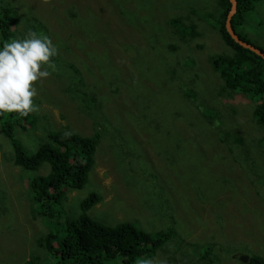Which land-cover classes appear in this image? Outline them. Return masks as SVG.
Returning <instances> with one entry per match:
<instances>
[{
	"label": "rangeland",
	"instance_id": "rangeland-1",
	"mask_svg": "<svg viewBox=\"0 0 264 264\" xmlns=\"http://www.w3.org/2000/svg\"><path fill=\"white\" fill-rule=\"evenodd\" d=\"M79 1L86 2V0ZM121 1L129 7L133 6L132 9H127V13L132 11L134 14L130 16L136 21L155 22V26H162L163 31L174 29L170 27V20L176 17V13L187 14L194 22L209 18L210 26L202 30L201 36L184 45L178 43L175 37L171 40L168 37L166 43H161L159 46L140 39L142 49L152 51L151 54L148 52L141 54L137 59L139 69L146 76V82L142 85L136 84V79L128 73L122 79L116 77L113 72L117 69L104 63V54L100 51L99 58L103 60L102 64L98 63L96 66L99 59H95L90 62L91 69L86 75L81 72L85 80L81 85V97L84 100L101 99L102 95L105 97L104 100H107L109 95L114 93L110 91L114 88V79L122 84L121 90L113 95L117 97L116 100H110V103L104 105L101 110L116 117L113 120L117 126L119 113L125 112L123 114L125 124L123 123L119 128V133L113 134L99 113L89 114L81 110L78 101L74 99L79 96L70 95L66 91L67 78L59 79L50 72V78L35 82L37 94L33 101L37 110L33 112L39 117V122L36 127L30 124H26V128L17 126L15 129L17 140L28 151L34 153L46 140L50 130H72L92 134L98 126L101 131L106 130L104 134L106 143L102 144L97 153V165L93 171L92 179L97 184L83 190L84 194H81L85 195L92 189L101 191L102 188L106 203L98 204L97 208L100 207L92 213L93 216L98 217L96 218L98 221L115 223L121 219L129 220L150 232L167 229L175 222L178 224L180 234L166 244L173 248L172 252L181 262L179 264L199 262L247 264L240 260L241 255L264 256V199L258 196L264 191V186L258 182L260 178L264 180V127H260L261 125L257 127L251 120V110L255 109L252 107V100L243 93L225 91L222 79L206 57L194 64L188 62L186 70L182 67V73L176 66L178 50L183 48V52H189L196 47L199 40L207 43L203 49L196 50V53L204 54L222 49L230 51L215 26L218 23V10L221 9L218 0ZM72 2L74 0H54L56 5L51 6L46 0H23L22 3L19 0H4V3L16 4L19 8L22 5L25 7L28 3V15L32 12L30 16L33 14L39 16L38 12L42 11L40 17L46 21H42L44 31L51 29L52 41H58L55 33L63 38L66 46L64 52L60 51L65 57L73 59V63L78 66L79 60L85 57L92 59L98 50L91 47L101 39L100 35L93 33V28L106 29L104 31L106 39L110 40L107 27L111 18L115 13L123 15L115 7L113 0H91L87 7L85 5L79 7L80 11L77 14L81 18V23L76 24L70 18L74 11ZM167 5L171 7L166 8ZM256 6L255 10L246 14L249 21L240 25L238 29L251 42L264 46V36L260 37L261 32H264L262 25L264 0L257 2ZM143 9L149 10L146 15L140 13ZM199 10L200 13L197 15ZM139 27L143 29L142 22ZM19 28L24 30L21 24ZM40 31L43 33V30ZM146 32L151 33L149 29ZM112 35L118 41L110 40L112 44L113 42L121 44L126 50L131 46L126 35L116 33ZM170 44L179 47L171 50ZM102 49H105V46ZM121 50L114 51L113 60L123 64L127 58H122ZM187 60L189 58H186ZM84 63H87V60ZM67 69L68 66H65L63 69H58V72ZM122 72L124 73V70ZM186 72L184 79L183 74ZM188 86L193 88V93L196 95L184 99L182 94ZM98 90L101 96H98ZM199 102L206 108L215 109L212 110L215 116L211 111L203 113L202 110L205 109ZM9 115V113L0 114V264H25L30 258L28 254L33 251L39 253H34L37 259H34L32 264H56L55 257L50 258L49 253L43 251L45 249L39 245V240L54 230L53 222L45 220L41 214H38L41 209L38 203L34 205L31 192L32 181L40 178L41 175H47L50 169L46 164L32 170L14 163L12 140L5 130ZM33 125L36 124L33 122ZM234 134H241L239 137L243 138L244 143L237 141ZM112 139H116L114 145ZM118 142L119 149L116 148ZM190 147L198 151L194 155L176 154V152H185ZM124 149L129 151L132 149L142 155L141 162L135 165V159L129 163L124 159L125 156L120 157L119 153ZM244 153L250 157L248 159L250 164L246 162ZM166 154L186 159L187 161L183 163L185 165H191L194 161H197L196 164L203 163L200 180L192 181L188 194L198 196L199 191L204 194L203 198L196 197L198 200L191 202L195 209L206 211L203 216L205 223L200 224L198 220L192 219L183 209L180 213L185 215V221L181 222L180 215L178 219L174 218L173 214L164 207L158 209L157 205H153L156 201H146L150 199L151 182H163L167 178L163 172L166 166L160 167V159ZM121 165L132 170L133 182L135 176H138L139 181L134 184L139 195L131 191L129 180L124 176L128 171ZM137 165L147 166V171L138 174V168L132 169ZM168 171L174 178L178 172L171 169ZM89 184L90 179L86 187ZM78 193H70L62 208L57 210L58 214L61 212L62 221L67 215L74 216ZM116 197H121V200L118 199L120 202H116ZM243 197L246 198L247 204L239 201ZM33 211L38 215L37 218L34 217ZM204 227H208V233L212 232L219 237L218 243L221 247V250L218 249L205 258L201 254L205 253L207 244L194 243L193 247H190L188 240L191 232L192 235L204 232ZM179 248H184L187 254L183 255ZM163 251L165 250L158 251L160 258V253ZM68 264L79 263L68 261Z\"/></svg>",
	"mask_w": 264,
	"mask_h": 264
},
{
	"label": "trees",
	"instance_id": "trees-1",
	"mask_svg": "<svg viewBox=\"0 0 264 264\" xmlns=\"http://www.w3.org/2000/svg\"><path fill=\"white\" fill-rule=\"evenodd\" d=\"M23 0H19V2ZM115 6L119 9V12L123 16H113L108 25V30L111 33L121 34L127 33L130 29L138 25L132 16L134 14L127 13V9L133 8L125 4L121 0H113ZM238 10L232 19V26L235 31L240 35V37L248 42H251L246 37H244L238 27L243 25L249 19L246 14L249 11L256 9V3L260 0H237ZM48 5L54 6V0H46ZM220 10L217 14V25L216 29L220 32L222 40H225V44L230 46V51L217 50L212 52L210 56V63L215 71L219 74L222 79L224 90H229L234 93H243L255 103V109L251 120L258 127H264V58L257 54L256 52L243 47L241 44L235 41L231 34L227 31L226 20L229 11L231 10L230 0H218ZM0 46L5 42H10L13 38H22L26 35L29 30L40 33L50 37L51 29L48 28L44 31V21L41 18L42 11L38 12L39 16L28 15V3L25 7L22 5L20 8L16 4L4 3V0H0ZM25 13L27 15H25ZM72 21L76 24L81 23L80 16L73 11L70 17ZM43 21V22H42ZM179 24L178 26L176 24ZM24 26V30L19 28V25ZM170 24L174 29L164 30V35L162 38V43H166L167 38L171 40L175 37L178 43L182 44L183 39L189 42L192 37H198L201 32L195 31L192 33V27H197L195 24L188 25L183 15H177L175 18L170 20ZM264 25V22L262 23ZM106 30V29H105ZM105 30H101L99 27L93 28V33L95 35H100V41L92 45L94 49H98L102 54H104V63L111 65L113 69H117L113 74L122 79L125 73L122 72L124 69L120 63H116L113 60L114 49H122V58H126L128 55V50H126L121 44L113 43V37L106 39L104 33ZM58 41H52L57 48V55L52 58V63L55 65L53 68H47L54 76L59 79L67 78L65 86H67V93L70 95H78L79 98H74L78 101L81 110H102L104 105L110 103V100H116L115 93H118L122 84L119 80L114 79V88H112L113 95H109L107 100H104V95L101 99L96 100L91 98L90 100H84L82 95V83H84V75L91 68L87 64L85 66L87 69L81 65L73 63V59L68 58L60 51L64 52L66 46L64 40L58 33L54 34ZM53 37V35H51ZM264 36V32H261V36ZM259 37V38H260ZM258 38V39H259ZM52 40V39H51ZM117 42V40H116ZM200 47H205L207 41H198ZM256 47H259L264 51V46L252 43ZM105 46V49L102 47ZM179 47V46H176ZM62 53V54H61ZM99 53H94L95 59H99L98 63L103 61L99 58ZM64 56V58L62 57ZM101 56V55H100ZM176 66L181 69H187L189 63H195L197 58L190 57L186 61L187 52H183V48L179 49L177 52ZM63 59V60H62ZM102 64V63H101ZM68 66V69L58 72V69H63ZM102 66V65H101ZM99 67V66H98ZM83 74H82V73ZM187 72L183 74L184 79H186ZM114 76V77H115ZM49 77V76H48ZM50 78V77H49ZM72 80V81H71ZM51 81V79H50ZM90 82V81H89ZM88 83V81H87ZM76 84V87H75ZM141 85V84H139ZM96 86V85H94ZM194 90L191 87L185 88L182 96L192 97L196 94L193 93ZM111 93V92H110ZM98 96H101V92L97 91ZM133 95H137L133 93ZM103 99V100H102ZM184 101V100H180ZM203 105L201 102H199ZM202 110L203 113L208 111L214 112L213 108H206ZM146 110H151V108H146ZM104 118L107 126L111 130L112 122L108 119V116L99 112ZM125 112L119 113L118 118L120 121V127L125 124V119L123 114ZM9 120L6 123L5 130L7 136L12 140L13 147V158L14 163L18 166H23L27 169H38L45 164L49 166V172L47 175H41L40 178H35L31 184V192L33 194V202L38 203L40 206L41 214L45 220L52 221L54 225V230L50 231L44 237L39 240V245L44 248L49 253L51 258L55 257L56 264H68L71 263L79 264H178L179 260L175 256L174 252L167 249L161 254V258L158 256L157 249L163 248L169 240H172L177 232L173 226L162 230H157L155 232L147 231L146 229L139 226L137 223L129 220L118 222L109 221H98L97 216H93L92 213L96 211L97 205L102 202L104 205L106 202L105 194L101 188V191L95 189L90 190L87 194H84L83 190L91 188L97 183L93 181V171L97 165V153L99 148L102 147L103 143H106V138L104 134L106 130L101 131L98 126H96L94 132L91 135H83L78 132H73L72 130H50L47 133V138L44 140L37 148V150L32 153L27 150V148L17 140L15 136V129L17 126L26 128V124H30L36 127L39 118L36 113L30 112L27 116H22L19 113H9ZM215 116V112L212 113ZM33 122L36 125H33ZM127 124V123H126ZM128 125H130L128 123ZM114 134V133H113ZM112 137V136H111ZM113 140V145L116 139ZM243 138L239 137L237 141H242ZM119 142L116 148L119 149ZM198 151L195 148H189L185 152H176L180 156L194 155ZM119 156H125L124 159L133 161L135 159L136 163H140L142 160V155L132 149L129 151L124 149L123 152L119 153ZM119 156L118 159H119ZM244 157L247 163L250 157ZM187 160L172 154H166L160 159V167L166 166L163 169L164 176L167 177L163 182L152 181L149 186V198L146 201L154 202L153 205H157L158 209L168 208L177 202L182 208L192 207V218L198 220L200 224L205 223L204 209H195L192 206V202L197 201L196 197L204 196V194L199 191L198 196H193L191 193L188 194L189 186L194 180H200L199 175L201 174L203 163L196 164L194 161L191 165L183 164ZM250 164V163H249ZM122 166V165H121ZM212 166V165H209ZM147 166L141 167L140 165L132 167L138 168V174H142L147 171ZM252 166L250 165V168ZM122 168L128 172L124 174L128 181V185L132 188V192L135 195H139L138 190L134 182L139 181L138 176L132 180V170H129L122 166ZM168 169L176 172V177L169 174ZM131 173V174H130ZM204 177H207L203 174ZM258 177V176H257ZM90 179L89 186L86 187ZM131 181V182H130ZM258 182L264 186V180L260 178ZM86 187V188H85ZM72 192H79L76 196L77 207L74 212V216H68L64 221L60 218L61 212L57 213V210L65 203L69 198V194ZM259 197L264 199V191L258 194ZM248 198V196H247ZM121 197H116V202H120ZM145 201L144 196L142 198ZM211 199V198H210ZM212 200V199H211ZM192 201V202H191ZM240 202L247 204L246 198H240ZM223 205V203H222ZM59 206V207H57ZM34 217L37 218L36 212L33 211ZM97 214V213H96ZM62 221V222H61ZM208 227H204V236L202 241L207 244L205 248V253L201 254L203 258L210 255L212 252L217 251L220 248V243H218L219 237L214 233H208ZM171 247V246H170ZM172 248V247H171ZM173 249V248H172ZM34 253H39L38 251H33L28 254L30 258L25 264H32L34 259ZM237 257V255H235ZM250 261L247 264H264V256L253 255L250 256Z\"/></svg>",
	"mask_w": 264,
	"mask_h": 264
},
{
	"label": "clouds",
	"instance_id": "clouds-1",
	"mask_svg": "<svg viewBox=\"0 0 264 264\" xmlns=\"http://www.w3.org/2000/svg\"><path fill=\"white\" fill-rule=\"evenodd\" d=\"M89 1L91 0H86V2L80 3L79 0H74V2H72V5L75 14L80 11L79 7H81V5H85L87 7ZM169 7H171V5H167L166 8ZM172 7L174 8V6ZM148 11H149L148 9H143V11H141L140 13L142 15H146ZM199 13L200 10L197 12V15H199ZM177 15H183L188 25L195 24L197 26L191 28L193 34L195 31L201 32L202 34V30L205 29V27L210 26L209 18L200 19L198 22H194L191 19V17H189L187 14L176 13V16ZM113 16H118V14L115 13ZM203 20H206V22H202ZM140 22H142L143 29L139 27ZM176 25L178 26L179 24L177 23ZM147 29L151 31L150 34L146 32ZM108 33H110L109 38H112L113 37L112 33L111 32ZM121 34L126 35L129 38V41L131 42V46L127 47L128 50V55L126 57L127 61L121 64L122 67L124 68L123 69L124 73L131 74L136 79L137 81L136 84L142 85V83L146 82L145 80L146 76L139 69L137 64V59L138 56H140L141 54H146L147 52L151 54L152 51L143 50L142 45L140 44L139 41L140 39H145L150 44H156L157 46H159L162 43V38L164 35L162 26H155V22L138 20V25L136 27L130 29L127 33L123 32ZM195 38L197 37H192L191 40ZM116 40L117 39L113 37V41L116 42ZM187 43L188 42L185 39H183L182 45ZM225 45L228 47V49L230 48L229 45L227 44ZM169 47L171 50H176V46L174 44H170ZM203 48L204 47L199 46V43L197 41L196 47L192 48L189 52H187L186 58H190V57L197 58L196 62H199L200 59L203 60L206 57L208 58V61L210 63V56L213 55L212 52H207L204 54L196 53V50H201ZM115 50H121V49H114V51ZM97 52L99 53V50H97ZM56 55H57V48L55 44L52 42L51 38L45 34L37 33L32 30H29L24 37L13 38L11 39L10 42H5L3 43L2 46H0V114L15 112V113H19L22 116H27L30 112L37 110V106L34 104L33 101L34 96L37 94L35 82H38L43 78H47L51 74L47 68L54 69L55 65L52 63V58L55 57ZM122 55H123V51L121 50V56ZM86 60L87 63H84ZM93 60H95L94 56H92V59L85 57L79 60L78 64L84 67L85 69H87L85 64H87L89 68H91L90 62ZM45 66H47V68ZM201 67L204 68V65L201 64ZM252 107H255L254 102H252ZM84 111L89 114H93V112L98 113V111L101 112V110H84ZM253 112L254 110H251L252 115ZM103 114L107 115L108 119L112 122L111 132L119 133L120 121L118 123L119 125L117 126L114 124L115 120H113V118L115 119L116 117L111 116L109 113H103ZM83 135H91V134H83ZM240 135L241 134H234L235 139L237 140V138ZM239 142L241 144L244 143L243 140ZM165 209L168 210L170 213H172L174 218H177L180 215L181 218H179V220L181 222L185 221L184 220L185 215L183 213H180L182 209L185 210L187 213H189L190 216H192L193 214L192 207L182 208L178 204H175L174 207L171 206ZM181 214H183L184 217H182ZM173 228L177 232L175 236L177 237L180 234L178 224L174 222ZM203 236H204V232H198L196 235H192L191 232L190 237L188 238V240L190 241V247H193L194 243H202ZM160 249H164L165 251L169 249L170 251H173L170 245L167 244H165L163 248H159L157 250ZM219 249L221 250V247ZM178 250L182 251L183 255L187 254L184 248H179ZM244 255H248V254H244ZM253 255H257V254H253ZM253 255H248V256H253ZM240 260L242 259L240 258ZM198 264H202V262H199Z\"/></svg>",
	"mask_w": 264,
	"mask_h": 264
},
{
	"label": "water",
	"instance_id": "water-1",
	"mask_svg": "<svg viewBox=\"0 0 264 264\" xmlns=\"http://www.w3.org/2000/svg\"><path fill=\"white\" fill-rule=\"evenodd\" d=\"M231 1V10L229 11L227 15L226 20V28L227 31L231 34V36L235 39L236 42L241 44L243 47L248 48L257 54L261 55L264 58V51L260 49L259 47H256L254 44L242 39L238 33L235 31V29L232 26V19L234 15L237 13L238 10V1L237 0H230ZM244 262H248L250 260V256L248 255H241L240 257Z\"/></svg>",
	"mask_w": 264,
	"mask_h": 264
}]
</instances>
